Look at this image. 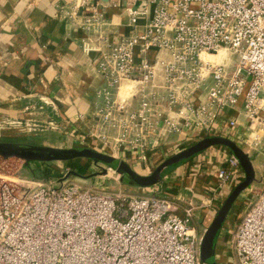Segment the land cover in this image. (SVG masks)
Instances as JSON below:
<instances>
[{
  "label": "built area",
  "instance_id": "built-area-1",
  "mask_svg": "<svg viewBox=\"0 0 264 264\" xmlns=\"http://www.w3.org/2000/svg\"><path fill=\"white\" fill-rule=\"evenodd\" d=\"M101 5L80 0L67 15L76 18L84 49L96 51L106 78L93 136L111 155L147 163L149 149L192 124L207 136L230 128L236 138L239 120L223 115L235 107L247 119L241 143L264 147V0H114L128 18V34L110 30ZM220 54L221 60L208 57ZM126 83L140 87L136 108L133 94L121 95ZM111 129L120 130L116 137ZM243 171L230 151L218 189L233 190ZM162 184L140 194L106 193L69 178L19 184L0 173V264H208L194 206L179 216L181 206ZM232 250L237 264H264V188L233 231Z\"/></svg>",
  "mask_w": 264,
  "mask_h": 264
},
{
  "label": "crops",
  "instance_id": "crops-1",
  "mask_svg": "<svg viewBox=\"0 0 264 264\" xmlns=\"http://www.w3.org/2000/svg\"><path fill=\"white\" fill-rule=\"evenodd\" d=\"M79 1L0 0V141L53 145L49 141L52 137H56L55 144L83 138L94 147H105L99 138L84 135L100 129L98 110L106 104L102 92L107 82L97 67L96 51L84 49L85 33L78 28L76 18L67 15ZM113 1L102 0L100 9L110 21L111 31L128 34V18L119 6L112 5ZM149 58L155 61L156 52L150 51ZM139 89L126 83L121 90L123 97L134 95V108L142 97ZM162 108L166 114H173L167 105ZM223 115L237 118L241 124L239 132H247V119L241 107L226 108ZM118 131L111 129L110 133L116 137ZM211 131L212 135L223 133L227 137L235 133L223 127ZM205 136L207 132L194 124L184 126L181 132L170 134L162 145L149 149L147 156L153 163L162 162L170 150L186 140ZM247 151L251 153L248 148ZM229 152L226 146H213L196 154L191 159L192 166L189 160L163 172L162 185L181 206L176 212L179 216L184 217L185 207L194 206L181 190L187 194L195 189L199 196H205L216 189L215 200L218 195L229 194L227 189L215 188L217 182L211 180L213 176L218 181V171L226 166ZM188 167L189 176L182 178ZM204 174L210 175V179L203 180ZM207 201L210 200H204L198 206L201 210L196 212L205 222L214 214V209L203 207Z\"/></svg>",
  "mask_w": 264,
  "mask_h": 264
},
{
  "label": "rangeland",
  "instance_id": "rangeland-1",
  "mask_svg": "<svg viewBox=\"0 0 264 264\" xmlns=\"http://www.w3.org/2000/svg\"><path fill=\"white\" fill-rule=\"evenodd\" d=\"M208 57L214 60H221L223 58V54H220L218 57H211V56ZM226 57L231 59L233 62H235L237 59V57L230 54L227 55ZM93 133L94 131H91L86 134L84 133V135L86 137H90V136L95 137L93 136ZM243 137L244 135L241 132H239L236 138L232 137L231 139L239 141L240 143L238 144L242 148L244 147L246 151L247 148L250 150L251 152L250 155L253 158L256 180L247 190H245L238 197L223 227L220 230L219 237L217 238L216 241V260L218 264H237L236 258L232 250L233 231L235 230L236 226L239 224L243 214L255 201L257 194L264 188V180L262 179V177L264 176V147L258 149L257 151L254 150L253 148H249L247 147V144L245 146V144L241 143ZM55 138L56 137L50 138L49 141L52 142L53 145H47V146L58 147V148H78V147L90 146L101 152L108 153L109 151L110 153L108 154H115V152L111 149L100 148L97 146L94 147L93 145H90L91 143L89 140H85L83 138L82 139L75 138V141L74 139L73 140L69 139L67 143H65V141H62V143H58V144H55L57 142ZM201 138L203 137H197L186 140L182 146L170 150L165 155L164 160H166V158H168L169 156L189 147L190 145L200 140ZM30 145H36V144H30ZM162 162L153 163L149 161L143 164H136L132 162L129 163L132 165L134 169H136L137 172H139L140 174L147 175L152 173L153 170ZM192 164L193 162H191L190 159V165L192 166ZM174 166L175 164L170 165L164 171H167ZM105 168L107 169V171H105ZM189 168L190 167L187 168L188 172L184 171L182 178L187 179V177L190 174ZM0 173L10 177L11 179L16 180L19 184L24 183V181L26 180L27 181L42 180V179L44 180L52 177H55L58 180H64L65 178L67 179L69 178L70 180H74V182H77L83 186L92 187V188L100 187L99 190H101V192L116 193L118 189L122 188L126 190V192L129 194L141 193V190L138 187L131 185L127 180H122V175L119 172L108 168L105 164L101 162L97 163L93 159H90L88 157H76L68 160H55L50 162L35 161L30 163V165H26L25 160L21 158L18 157L4 158L0 156ZM204 175L205 176L203 177V180L210 179V175H206V174ZM244 176H245V172H244ZM211 177L213 178L211 180L217 182L215 188L218 189L219 181H217L215 177L213 176ZM162 181H164V179H162L160 183H162ZM183 188L184 187H182L181 189ZM215 190L214 191L212 190L213 191L212 194H210V191L208 193L206 192L207 195L205 196H203V194L199 196L195 189H193L192 191L188 190L187 194L184 192L185 190L180 191L185 196H187V198H191L193 200L194 206L196 207L195 209L196 220H194V223L197 226L198 231L200 233L205 232L207 227L211 224L212 220L216 216L219 207L223 205L222 203H224V199H226L227 196L232 191L231 190L229 194L225 196L218 195L219 198L215 200V198H213L215 196ZM204 200H210V201L209 202L207 201L208 204L203 205V207L205 208L210 207L212 210L214 209L213 210L214 214L212 213L211 218L206 222L204 218L202 217L199 218V216L196 214V212L198 211V206H200V204H203ZM200 210L201 209L199 208V211Z\"/></svg>",
  "mask_w": 264,
  "mask_h": 264
},
{
  "label": "water",
  "instance_id": "water-1",
  "mask_svg": "<svg viewBox=\"0 0 264 264\" xmlns=\"http://www.w3.org/2000/svg\"><path fill=\"white\" fill-rule=\"evenodd\" d=\"M226 146L235 157L238 158L245 178L240 181L227 196L223 205L219 208L211 224L204 232L201 244V258L208 264H218L216 260V240L223 227L234 203L238 197L247 190L256 180L253 158L244 148L233 139L221 135H208L196 141L189 147L169 156L159 164L152 173L140 174L126 160L117 156L101 152L92 147L58 148L47 145H30L20 142L0 141V156L4 158L18 157L25 160L26 165L35 161L68 160L76 157H88L95 162H101L108 168L119 172L122 180H127L138 188L149 187L162 180V173L170 165L182 162L184 159L198 154L213 146ZM105 171L107 169L105 168Z\"/></svg>",
  "mask_w": 264,
  "mask_h": 264
},
{
  "label": "trees",
  "instance_id": "trees-1",
  "mask_svg": "<svg viewBox=\"0 0 264 264\" xmlns=\"http://www.w3.org/2000/svg\"><path fill=\"white\" fill-rule=\"evenodd\" d=\"M195 155H196V154H195ZM195 155H192V156H190V157L184 159V160H183L182 162H180V163H176L175 166L178 165V164H181V163H183V162L189 161V160L192 159ZM165 169H166V168H165ZM163 172H164V171H163ZM219 234H220V232H219ZM219 234H218L217 238L219 237ZM216 241H217V240H216Z\"/></svg>",
  "mask_w": 264,
  "mask_h": 264
},
{
  "label": "bare ground",
  "instance_id": "bare-ground-1",
  "mask_svg": "<svg viewBox=\"0 0 264 264\" xmlns=\"http://www.w3.org/2000/svg\"><path fill=\"white\" fill-rule=\"evenodd\" d=\"M209 56H211V57H218L219 55H216V56H214V55H209Z\"/></svg>",
  "mask_w": 264,
  "mask_h": 264
}]
</instances>
